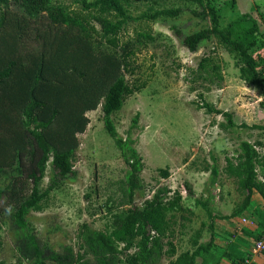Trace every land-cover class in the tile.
<instances>
[{"label":"trees","instance_id":"trees-1","mask_svg":"<svg viewBox=\"0 0 264 264\" xmlns=\"http://www.w3.org/2000/svg\"><path fill=\"white\" fill-rule=\"evenodd\" d=\"M84 11L113 14L114 20L101 22L98 34L79 13L69 11L55 0H0V219L8 214L10 226L16 232L17 260L0 264H196L197 259L207 263L214 257L218 246L215 242L214 218L206 202L195 200L205 208L210 220V238L198 243L192 240L193 249L177 254L175 246L167 241L172 233L168 213L186 210L180 191L170 196L166 187L159 188L141 206L135 196L143 189L141 172L143 158L130 137L119 136L113 115L119 112L134 89L126 74L132 73L131 57L141 38L121 43L119 33L131 21L123 0H71ZM196 6L191 10L201 18L206 27L184 36L183 44L192 53L203 42L217 40L233 56L239 78L247 86L264 90V42H259L258 25L251 15L239 16L223 25L219 5L234 10L236 0H188ZM12 6L19 9L16 16ZM180 8L158 10L145 15L147 20L177 17ZM210 22V23H209ZM33 25L34 44L29 48L21 42L24 32ZM177 33L178 30H176ZM211 55L203 57L197 67L198 79L220 80V65ZM264 108V98L260 103ZM208 113L223 115L226 127L235 129L264 126H237L232 114L202 102ZM100 108L104 128L120 156L128 166L122 187L127 200L120 206L128 208L116 214L110 233L80 225L77 233L78 251L63 245L54 249L42 240L31 226L28 216L41 212L51 191L64 180L75 176L74 162L79 147L78 134L84 133L89 124L88 112ZM137 117L132 128L136 126ZM262 142L241 141L235 157L227 159L226 174L236 181L237 190L244 195L241 206L230 216L238 218L251 207L252 194L257 192L264 204V154L257 149ZM50 168V180L45 189L42 181ZM212 177L218 170L211 169ZM167 177V171L163 172ZM6 181L4 186L1 182ZM212 183L214 179L211 178ZM187 197L195 199L193 189L186 185ZM6 203L2 208V202ZM255 223L259 235L245 231L249 236L262 240L264 236V211H258ZM218 217V218H219ZM2 226L0 224V232ZM226 264H243L246 256L236 242H231L222 254Z\"/></svg>","mask_w":264,"mask_h":264},{"label":"rangeland","instance_id":"rangeland-1","mask_svg":"<svg viewBox=\"0 0 264 264\" xmlns=\"http://www.w3.org/2000/svg\"><path fill=\"white\" fill-rule=\"evenodd\" d=\"M123 1L131 21L119 33L121 43L135 41L139 34H146L152 40L141 38L142 43L136 46V53L130 59L132 73H127L126 77L130 85L139 87V90L134 89L123 108L112 119L119 136L124 139L130 137L143 158V189L136 194L135 204L141 206L159 188H168L170 196L180 191L183 206L189 211L168 213L172 233L167 238L175 246L177 254H180L193 249L192 240L195 237H200L199 240L210 238V220L205 208L197 205L195 200L206 202L208 209L218 217L230 216L241 206L244 195L237 190L236 181L226 174V160L237 155L241 141L254 143L261 139L259 142H262V147L257 149L264 154V131L260 128H228L223 115L208 113L200 107L202 102H207L232 114L237 126L245 120L236 116L234 111L237 110L239 96L222 104L220 90L223 83L216 79H198L199 62L211 55L212 51H215V60L220 65V75L238 77V74L233 56L217 40L203 42L195 53L184 46V36L208 24L192 15L191 10L196 9L194 4L188 0ZM55 2L63 4L69 11L79 13L98 34L101 33L100 24L103 20L115 19L113 14L84 11L71 0ZM236 2L234 10L226 8L224 3L219 5L223 25L245 11L258 25L259 42H264V0ZM176 8L181 10L177 17L158 20L144 18L158 10ZM12 10L16 16L19 15L18 8L12 6ZM33 27L31 24L22 30L24 35L21 42L28 46L26 48L34 44ZM239 89L242 90L241 87ZM247 99L248 96L244 101ZM257 110L260 112V109ZM257 110L247 120L251 126H264V120L257 119ZM87 116L90 121L86 131L77 135L79 147L74 162L75 176L64 180L51 191L46 208L41 212H31L28 216L38 236L56 250L68 245L78 251L77 233L83 223L92 229L112 232L116 214L129 207L120 206L123 200H127L122 182L129 168L104 128L101 109L88 112ZM136 117V126L132 128ZM213 167L218 170L216 177L211 175ZM164 171H167V177L163 176ZM50 172L48 167L42 189L49 184ZM258 172L262 178L264 169L258 167ZM211 178L214 179L213 183ZM5 183L2 181L1 186ZM186 185L193 189L195 199L187 197ZM260 201L252 202L251 207L238 218H214L218 249L214 253L215 257L203 264H224L222 254L231 242L238 243L245 256L250 254L255 243L260 240L245 231L252 232L254 236L259 235L257 226H253L252 230L248 224L259 220L257 210L264 211V204ZM5 204L3 200L2 208L8 210ZM0 224V261L13 263L18 257L15 249L16 232L10 226L6 212ZM262 255L264 257V251ZM175 258H164L162 264H170ZM197 264H202L200 259Z\"/></svg>","mask_w":264,"mask_h":264},{"label":"crops","instance_id":"crops-1","mask_svg":"<svg viewBox=\"0 0 264 264\" xmlns=\"http://www.w3.org/2000/svg\"><path fill=\"white\" fill-rule=\"evenodd\" d=\"M245 13L247 12L245 11L242 12V14H245ZM262 54H264V50L262 51ZM237 74H238V77H227V76L223 77V82H222L223 88L220 90L222 92L221 101H222V104H225L226 100L231 101L232 97L234 99L239 96L238 98L240 99V101L237 102V110L234 109V111L236 112V116H240L242 119H245L243 120L244 123L243 122L242 123L250 127L251 124H249L247 119H249L250 115L254 113V111H256L257 109H260V112L259 110H257V113H256L258 115V118H257L258 121L262 119L264 120V110L260 108L261 107L260 103L262 102L264 98V90L262 91L260 88L245 85V83L239 78L238 69H237ZM240 87L242 90L239 89ZM246 96H248V99H247L248 101H244V99L246 100ZM254 124L259 125L258 122H254ZM259 141H262V140L260 139ZM260 199H261L260 195L257 192H253L251 203L258 202L260 201ZM260 202H263L262 199ZM208 241L209 240H199L198 239V243H206ZM215 242L217 243L216 233H215ZM199 259H197V261ZM253 259H254V263L264 264V257L262 254L253 257ZM197 261H196V264H197ZM201 263L203 264L202 260H201Z\"/></svg>","mask_w":264,"mask_h":264},{"label":"built area","instance_id":"built-area-1","mask_svg":"<svg viewBox=\"0 0 264 264\" xmlns=\"http://www.w3.org/2000/svg\"><path fill=\"white\" fill-rule=\"evenodd\" d=\"M264 251V241L260 240L255 243L254 248L251 250L250 254L246 256L243 264H254V259L253 257L257 255H261Z\"/></svg>","mask_w":264,"mask_h":264}]
</instances>
